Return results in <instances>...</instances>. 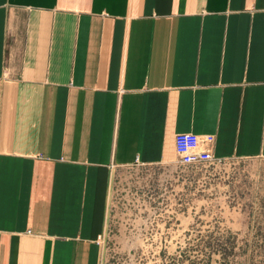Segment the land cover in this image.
Returning a JSON list of instances; mask_svg holds the SVG:
<instances>
[{
    "label": "crops",
    "instance_id": "crops-1",
    "mask_svg": "<svg viewBox=\"0 0 264 264\" xmlns=\"http://www.w3.org/2000/svg\"><path fill=\"white\" fill-rule=\"evenodd\" d=\"M175 133L264 159V0H0V264H101L113 170Z\"/></svg>",
    "mask_w": 264,
    "mask_h": 264
},
{
    "label": "rangeland",
    "instance_id": "rangeland-1",
    "mask_svg": "<svg viewBox=\"0 0 264 264\" xmlns=\"http://www.w3.org/2000/svg\"><path fill=\"white\" fill-rule=\"evenodd\" d=\"M101 264H264V159L112 173Z\"/></svg>",
    "mask_w": 264,
    "mask_h": 264
},
{
    "label": "built area",
    "instance_id": "built-area-1",
    "mask_svg": "<svg viewBox=\"0 0 264 264\" xmlns=\"http://www.w3.org/2000/svg\"><path fill=\"white\" fill-rule=\"evenodd\" d=\"M175 162L182 166L195 167L217 161L211 154V138L193 133L173 135Z\"/></svg>",
    "mask_w": 264,
    "mask_h": 264
}]
</instances>
